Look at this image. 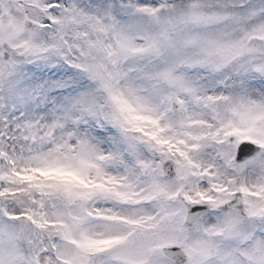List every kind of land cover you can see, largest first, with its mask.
<instances>
[{
    "label": "rangeland",
    "instance_id": "1",
    "mask_svg": "<svg viewBox=\"0 0 264 264\" xmlns=\"http://www.w3.org/2000/svg\"><path fill=\"white\" fill-rule=\"evenodd\" d=\"M19 1L0 0V188L2 207L12 204L7 214L0 207V264H83L79 256L88 263L77 242L105 264L103 251L127 230L120 217L156 229L121 247L116 264H176L157 251L170 242L185 246V264H264V0H103L99 8L72 0L55 13L59 26L41 35L30 24L42 19L48 0ZM22 41L34 50L25 60L9 50ZM43 48L66 57L45 61ZM26 72L36 79L25 80ZM143 114L161 120L157 144L172 139L171 180L161 178V165L138 139L123 134ZM228 127L238 132L229 149ZM239 138L263 151L238 176ZM8 159L17 171L40 167L52 179L13 181ZM232 198L245 202L250 221L242 223L238 209H215L193 229L183 227L185 204ZM24 210L30 222L55 225L51 250H37L40 238L35 246L25 223L13 225ZM88 240L99 245L92 249ZM49 252L67 260L47 261Z\"/></svg>",
    "mask_w": 264,
    "mask_h": 264
}]
</instances>
